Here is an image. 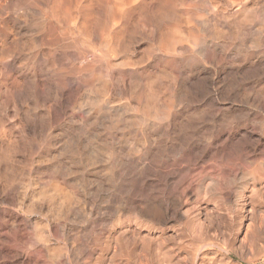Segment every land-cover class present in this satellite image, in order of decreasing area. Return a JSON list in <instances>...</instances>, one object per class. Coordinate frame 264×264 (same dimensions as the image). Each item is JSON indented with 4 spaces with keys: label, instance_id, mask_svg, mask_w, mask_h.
I'll return each instance as SVG.
<instances>
[{
    "label": "rangeland",
    "instance_id": "rangeland-1",
    "mask_svg": "<svg viewBox=\"0 0 264 264\" xmlns=\"http://www.w3.org/2000/svg\"><path fill=\"white\" fill-rule=\"evenodd\" d=\"M47 1L0 0V264H264V0Z\"/></svg>",
    "mask_w": 264,
    "mask_h": 264
},
{
    "label": "bare ground",
    "instance_id": "bare-ground-1",
    "mask_svg": "<svg viewBox=\"0 0 264 264\" xmlns=\"http://www.w3.org/2000/svg\"><path fill=\"white\" fill-rule=\"evenodd\" d=\"M37 1V0H36ZM47 1V0H46ZM57 1V0H56ZM101 1V0H100ZM130 0H128V2H129ZM132 1V0H131ZM148 1V0H147ZM154 1V0H153ZM162 1V0H161ZM237 1V0H236ZM244 1V0H243ZM48 2V1H47ZM66 2V1H65ZM120 2H121V0H120ZM33 3V2H32ZM59 3H62L63 4V2H61V1H59ZM67 3V2H66ZM134 3V2H133ZM136 3V2H135ZM157 3H159L158 2V0H157ZM246 3V2H245ZM156 4V3H155ZM161 4V3H160ZM208 4V3H207ZM18 5V4H17ZM50 5V4H49ZM128 5H130V4H127V7H128ZM133 5V4H132ZM47 6H48V4H47ZM59 6V5H58ZM95 6V5H94ZM108 6H110L109 4H108ZM121 6V5H120ZM156 6V5H155ZM200 6V5H199ZM204 6V5H203ZM12 7V6H11ZM114 7V6H113ZM116 7L118 8V6H116L115 5V9H116ZM123 6H121V8H122ZM153 7V6H152ZM194 7V6H193ZM201 7V6H200ZM230 7V6H229ZM3 8V7H2ZM1 8V9H2ZM60 8V7H59ZM62 8V7H61ZM95 8V7H94ZM106 8H107V6H106ZM121 8H119V9H121ZM175 8V7H174ZM248 8V7H247ZM0 9V10H1ZM63 9V8H62ZM113 9V8H112ZM133 9V8H132ZM251 9V8H250ZM258 9V8H257ZM49 10V9H48ZM122 10V9H121ZM186 10V9H185ZM201 10V9H200ZM2 11V10H1ZM59 11V10H58ZM62 11L63 10H61V13H62ZM66 11H68V10H66ZM94 11V10H93ZM111 11V10H110ZM113 11V10H112ZM116 12H118L117 10H115ZM115 11H114V13H115ZM144 12H145V10H143ZM165 11V10H164ZM258 11V10H257ZM95 12V11H94ZM25 13V12H24ZM59 13V12H58ZM93 13V12H92ZM119 13V12H118ZM246 13V12H245ZM42 13H40V15H41ZM95 14V13H94ZM147 14V13H146ZM149 14V13H148ZM182 14V13H181ZM225 14V13H224ZM238 14V13H237ZM247 14V13H246ZM60 15V14H59ZM66 15V14H65ZM68 15H70V12H68ZM68 15H66V16H68ZM73 15V14H72ZM115 15V14H114ZM169 15V14H168ZM222 15V14H221ZM244 15V14H243ZM250 15V14H249ZM38 16V15H37ZM151 16V15H150ZM174 16V15H173ZM253 16V15H252ZM260 16V15H259ZM21 17H22V15H21ZM59 17V16H58ZM68 17H71V16H68ZM96 17V16H95ZM109 17H110V15H109ZM116 17V16H115ZM139 17V16H138ZM210 17V16H209ZM92 18H94V16L92 17ZM118 18V17H117ZM145 18V17H144ZM158 18V17H157ZM212 18V17H211ZM214 18V17H213ZM2 19V18H1ZM38 19V18H37ZM60 19V18H59ZM116 18H114V20H115ZM164 19V18H163ZM226 19V18H225ZM224 19V20H225ZM243 19V18H242ZM257 19V18H256ZM260 19V18H259ZM49 20V19H48ZM62 20V19H61ZM69 20V19H68ZM72 20V19H71ZM150 20V19H149ZM222 20V19H221ZM245 20V19H244ZM34 21V20H33ZM117 21H118V19H117ZM179 21V20H178ZM203 21V20H202ZM213 21V20H212ZM230 21V20H229ZM41 22H42V20H41ZM43 22L45 23L46 21H44L43 20ZM85 22V21H84ZM103 22V21H102ZM200 22V21H199ZM96 23V22H95ZM119 22H117L116 24H118ZM139 23V22H138ZM247 23V22H246ZM63 24V23H62ZM67 23H65V25H66ZM92 24V23H91ZM161 24V23H160ZM230 24V23H229ZM250 24V23H249ZM97 25V24H96ZM100 25V24H99ZM135 25V24H134ZM162 25V24H161ZM208 25V24H207ZM217 25V24H216ZM50 26V25H49ZM48 26V27H49ZM92 26H93V24H92ZM137 26V25H136ZM174 26V25H173ZM188 26V25H187ZM239 26V25H238ZM36 27V26H35ZM40 27V26H39ZM217 27V26H216ZM97 28V27H96ZM110 28V27H109ZM167 28V27H166ZM208 28H210V27H208ZM251 28V27H250ZM93 29V28H92ZM241 29V28H240ZM56 30V29H55ZM103 30V29H102ZM125 30V29H124ZM130 30V29H129ZM221 30V29H220ZM234 30V29H233ZM246 30V29H245ZM4 31V30H3ZM173 31V30H172ZM176 31H178V30H176ZM202 31V30H201ZM211 31V30H210ZM226 31V30H225ZM235 31V30H234ZM50 32V31H49ZM124 32V31H123ZM174 32V31H173ZM179 32V31H178ZM217 32V31H216ZM243 32H244V35H245V31L243 30ZM56 33V32H55ZM66 33V32H65ZM93 33V32H92ZM199 33H200V31H199ZM218 33V32H217ZM237 34H238V32H236ZM241 33V32H240ZM248 33V32H247ZM102 34V33H101ZM123 34V33H122ZM175 34V33H174ZM180 34H181V32H180ZM186 34V33H185ZM195 34V33H194ZM237 34H236V37H237ZM100 35V34H99ZM146 35V34H145ZM228 35V34H227ZM233 35V34H232ZM96 36V35H95ZM176 36H178V35H176ZM182 36V35H181ZM224 36V35H223ZM235 36V35H234ZM192 37V36H191ZM239 37V36H238ZM68 38V37H67ZM66 38V39H67ZM105 38H106V36H105ZM122 38V37H121ZM181 38V37H180ZM195 38V37H194ZM240 38H242V37H239V39ZM238 39V38H237ZM238 39V40H239ZM245 39V38H244ZM54 40V39H53ZM106 40V39H105ZM130 40V39H129ZM173 40V39H172ZM178 40V39H177ZM1 41V40H0ZM191 41V40H190ZM194 41V40H193ZM18 42V41H17ZM123 42V41H122ZM173 42V41H172ZM238 42V41H237ZM167 43V42H166ZM193 43V42H192ZM199 43V42H198ZM178 44V43H177ZM182 44V43H181ZM71 45V44H70ZM179 45V44H178ZM177 45V46H178ZM53 46V45H52ZM76 46V45H75ZM78 46V45H77ZM86 46V45H85ZM179 46H181V45H179ZM178 46V48H180V51H181V47H183V46H181V47H179ZM204 46V45H203ZM206 46V45H205ZM238 46V45H237ZM233 47V46H232ZM51 48V47H50ZM83 48V47H82ZM187 48V47H186ZM229 48V47H228ZM215 49V48H214ZM257 49V48H256ZM90 50H93V49H90ZM192 50H193V48H192ZM200 50V49H199ZM26 51V50H25ZM96 51V50H95ZM204 51V50H203ZM222 51V50H221ZM0 52H2V51H0ZM94 52V51H93ZM175 52V51H174ZM177 52V51H176ZM187 52V51H186ZM194 52V51H193ZM212 52V51H211ZM103 53V52H102ZM170 53V52H169ZM182 53H183V51H182ZM204 53V52H203ZM237 53V52H236ZM10 54V53H9ZM88 54H89V52H88ZM171 54V53H170ZM175 54V53H174ZM173 54V55H174ZM177 54V53H176ZM186 54V53H185ZM209 54V53H208ZM231 54V53H230ZM4 55V54H3ZM37 55V54H36ZM114 55V54H113ZM183 55V54H182ZM235 55V54H234ZM8 56V55H7ZM99 56H101L100 54H99ZM165 56V55H164ZM194 56V55H193ZM207 56V55H206ZM10 57V56H9ZM202 57H203V55H202ZM114 58V57H113ZM170 58V57H169ZM192 58V57H191ZM211 58V57H210ZM213 58V57H212ZM233 58V57H232ZM93 59H94V57H93ZM167 59V58H166ZM205 59V58H204ZM229 59V58H228ZM262 59V58H261ZM96 60V59H95ZM142 60V59H141ZM140 60V61H141ZM164 60V59H163ZM170 60V59H169ZM186 60V59H185ZM252 60V59H251ZM258 60V59H257ZM7 61V60H6ZM9 61V60H8ZM93 61V60H92ZM91 61V62H92ZM97 61V60H96ZM175 61V60H174ZM210 61V60H209ZM254 61V60H253ZM259 61V60H258ZM135 62V61H134ZM166 62V61H165ZM172 62V61H171ZM178 62V61H177ZM180 62V61H179ZM184 62H186V61H184ZM183 62V66L181 67L182 69H180V67L179 68H176L177 69V74L175 73V75L174 76H176V80L177 81H179L180 82V84H182V86L184 85V87H186V88H188V87H190V89H193V88H191V87H193L194 85H196L195 83H196V79H198L199 78V76L201 75V73H200V68L198 69L199 70V72H197V70L196 71H194V68H187L186 66H185V63ZM191 62V61H190ZM189 62V63H190ZM207 62V61H206ZM236 62V61H235ZM239 62V61H238ZM255 62V61H254ZM7 63V62H6ZM94 63V62H93ZM121 63V62H120ZM193 63V62H192ZM191 63V64H192ZM256 63V62H255ZM119 64V63H118ZM129 64V63H128ZM180 64V63H179ZM199 64V63H198ZM198 64H195V65H197L198 66ZM238 64V63H237ZM257 64V63H256ZM193 65V64H192ZM242 65V64H241ZM253 65V64H252ZM264 65V64H263ZM104 66V65H103ZM116 66V65H115ZM163 66V65H162ZM171 66V65H170ZM178 66V65H177ZM249 66V65H248ZM15 67V66H14ZM102 67V66H101ZM231 67V66H230ZM256 67V66H255ZM260 67V66H259ZM259 67H257V68H259ZM89 68H91V67H89ZM111 68V67H110ZM198 68V67H197ZM202 68V67H201ZM241 68H242V66H241ZM247 68V67H246ZM76 69V68H75ZM74 69V70H75ZM98 69V68H97ZM115 69V68H114ZM174 70H175V68H173ZM203 69V68H202ZM245 69V68H244ZM243 69V70H244ZM251 69H252V67H251ZM255 69V68H254ZM206 70V69H205ZM235 70V69H234ZM250 69H248V73H250V71H249ZM256 70V69H255ZM259 70V69H258ZM167 71V70H166ZM169 71V70H168ZM226 71V70H225ZM230 71V70H229ZM228 71V72H229ZM245 71V70H244ZM61 72H63V71H61ZM102 72L103 73H105V75L106 76H111L112 75V73H111V70L109 69V67L107 68V67H104V68H102ZM171 72V71H170ZM194 72H197V73H194ZM209 72V71H208ZM223 72H224V70H223ZM247 72V71H246ZM78 73H79V71H78ZM232 73V72H231ZM72 74V73H71ZM70 74V75H71ZM162 74V73H161ZM160 74V75H161ZM240 74V73H239ZM74 75V74H73ZM159 75V74H158ZM157 75V76H158ZM164 75H166L165 73H164ZM169 74H167V76H168ZM231 75V74H230ZM229 74H228V76L229 77H231ZM233 75H234V73H233ZM232 75V76H233ZM241 75H243V74H241ZM246 75V74H245ZM25 76V75H24ZM154 76V75H153ZM218 76V75H217ZM225 76V75H224ZM236 76V75H235ZM238 76V75H237ZM159 77V76H158ZM161 77H163V76H161ZM172 77V76H171ZM206 77V76H205ZM212 77V76H211ZM227 77V76H226ZM225 77V78H226ZM240 77H242V76H240ZM251 77V76H250ZM58 78V77H57ZM63 78V77H62ZM121 78V77H120ZM157 78V77H156ZM156 78H155V80H156ZM228 78V77H227ZM226 78V79H227ZM123 79V78H122ZM154 79V78H153ZM167 79V78H166ZM205 79V78H204ZM203 79V80H204ZM229 79V78H228ZM79 80V79H78ZM157 80H158V78H157ZM172 80H173V78H172ZM206 80V79H205ZM230 80V79H229ZM237 80H240V78H238ZM134 81V80H133ZM228 81V80H227ZM235 81H236V79H235ZM66 82V81H65ZM65 82H64V84H65ZM135 82V81H134ZM152 82H153V80H152ZM157 82V81H156ZM161 82H163V81H161ZM205 82V81H204ZM226 82V81H225ZM232 82V81H231ZM240 82H242L241 80H240ZM151 82H149V84H150ZM164 83V82H163ZM163 83H161V87H163L164 85H162ZM219 83V82H218ZM233 83V82H232ZM232 83H230V84H232ZM63 84V85H64ZM67 84V83H66ZM169 84V83H168ZM222 84V83H221ZM228 84V83H227ZM250 84V83H249ZM69 87L71 86V87H74V86H76V88L74 87L73 89H77V85L79 86V85H82L81 84V81H80V83L76 80V79H73V80H71V79H69L68 80V84H67ZM111 85V84H110ZM175 85V84H174ZM87 86V85H86ZM91 86V85H90ZM146 86V85H145ZM171 86V85H170ZM181 86V87H182ZM211 86V85H210ZM217 86H219V85H217ZM231 86V85H230ZM233 86V85H232ZM62 87V86H61ZM81 87V86H80ZM96 87V86H95ZM99 87V86H98ZM148 87H150V86H148ZM147 86H146V88H148ZM183 87V88H184ZM221 87V86H220ZM247 87V86H246ZM84 88H85V86H84ZM120 88V87H119ZM159 88V87H158ZM206 88V87H205ZM229 88V87H228ZM149 89H152V88H149ZM148 89V90H149ZM157 89V88H156ZM167 89H168V87H167ZM182 89V88H181ZM250 89V88H249ZM248 89V90H249ZM12 90V89H11ZM72 90V89H71ZM96 90V89H95ZM147 89H145V91H146ZM147 90V92H149ZM185 90V89H184ZM199 91V90H198ZM231 91V90H230ZM243 91V90H242ZM245 91H247V90H245ZM250 91V90H249ZM147 92H145V93H147ZM154 92H155V90H154ZM238 92V91H237ZM161 93V92H160ZM159 93V94H160ZM201 93V91L199 92V94ZM211 93V92H210ZM225 93V92H224ZM241 93V92H240ZM175 94V93H174ZM235 94V93H234ZM249 94H251V93H249ZM248 94V95H249ZM91 95V94H90ZM172 95V94H171ZM194 95V94H193ZM224 95V94H223ZM254 95V94H253ZM123 96V95H122ZM157 96V95H156ZM214 96H215V93H214ZM229 96V95H228ZM232 96V95H231ZM258 96V95H257ZM181 97V96H180ZM195 97H196V95H195ZM235 97V96H234ZM244 97H246V96H244ZM152 98H153V100L155 99V97H154V95L152 96ZM242 98V97H241ZM254 98V97H253ZM260 98H261V96H260ZM132 99V98H131ZM213 99V98H212ZM232 100L234 99V98H231ZM240 99V98H239ZM144 100V99H143ZM244 100H247V99H244ZM243 100V102L245 103V101ZM262 100V99H261ZM178 101V100H177ZM187 101V100H186ZM226 101V100H225ZM239 101V100H238ZM249 101V100H248ZM256 101V100H255ZM149 102V101H148ZM240 102L242 103V101L240 100ZM102 103V102H101ZM132 103V102H131ZM146 103V102H145ZM152 102H150V104H151ZM208 103H210V105H211V102H208ZM208 103H206V104H208ZM229 103V102H228ZM172 104V103H171ZM230 104V103H229ZM234 104V103H233ZM246 104H248V103H246ZM148 105V104H147ZM152 105V104H151ZM153 106V105H152ZM155 106H156V104H155ZM165 106V105H164ZM177 106V105H176ZM244 106V105H243ZM248 106V105H247ZM172 107V106H171ZM207 107H208V105H207ZM233 107V106H232ZM242 107V106H241ZM264 107V106H263ZM152 108V107H151ZM214 108H215V106H214ZM235 108V107H234ZM247 108V107H246ZM231 109V108H230ZM236 109V108H235ZM239 109V108H238ZM244 109V108H243ZM216 110V109H215ZM220 110V109H219ZM55 111V110H54ZM57 111V110H56ZM141 111V110H140ZM150 111V110H149ZM218 111V110H217ZM213 112V111H212ZM228 112V111H227ZM231 112V111H230ZM246 112V111H245ZM152 113V112H151ZM174 114V113H173ZM172 114V112H171V110H169L168 109V112L167 111H161V112H156V111H153V114H151V116L153 117V118H155V119H166V118H174V116L175 115H173ZM83 115V114H82ZM180 115V114H179ZM212 115V114H211ZM210 115V116H211ZM214 115H215V112H214ZM84 116V115H83ZM149 116V115H148ZM205 116V115H204ZM227 116V115H226ZM230 116V115H229ZM236 115H234V118H237V116L235 117ZM244 116V115H243ZM247 116V115H246ZM233 117V116H232ZM239 117V116H238ZM240 117H241V115H240ZM251 117V116H250ZM256 117V116H255ZM191 118V117H190ZM234 118H231V119H234ZM242 118V117H241ZM193 119V118H192ZM229 119V118H228ZM230 119V120H231ZM230 120H228V121H230ZM142 121V120H141ZM80 123V122H79ZM161 123V122H160ZM187 124V123H186ZM72 129V128H71ZM185 130V129H184ZM139 131V130H138ZM129 134V133H128ZM239 134V133H238ZM139 135V134H138ZM233 137V136H232ZM157 140V139H156ZM92 144V143H91ZM90 145V144H89ZM106 146V145H105ZM160 150V149H159ZM238 150V149H237ZM2 152V151H1ZM131 153V152H130ZM235 155V154H234ZM191 157V156H190ZM186 159V158H185ZM118 164V163H117ZM126 164V163H125ZM131 165V164H130ZM180 166V165H179ZM220 166V165H219ZM119 171H120V169H119ZM234 171V170H233ZM182 172V171H181ZM210 172V171H209ZM259 172V171H258ZM125 173V172H124ZM249 173V172H248ZM264 173V172H263ZM252 175V174H251ZM5 176V175H4ZM203 176V175H202ZM225 176V175H224ZM165 178V177H164ZM226 178V177H225ZM197 179V178H196ZM139 180V179H138ZM225 180V179H224ZM230 181V180H229ZM218 185V184H217ZM230 185V184H229ZM129 186V185H128ZM149 188V187H148ZM221 189V188H220ZM198 190V189H197ZM213 191V190H212ZM256 191V190H255ZM259 191V190H258ZM152 192V191H151ZM150 192V193H151ZM134 193V192H133ZM141 193V192H140ZM164 195V194H163ZM145 196V195H144ZM155 197V196H154ZM212 198V197H211ZM146 199H147V197H146ZM164 200V199H163ZM144 201V200H143ZM152 206V205H151ZM131 208V207H130ZM163 209V208H162ZM139 210V209H138ZM145 212V211H144ZM149 212V211H148ZM163 212V211H162ZM147 214V213H146ZM136 217V216H135ZM155 217V216H154ZM139 218V217H138ZM165 220V219H164ZM155 222V221H154ZM12 230V229H11ZM40 237V236H39ZM41 242V241H40Z\"/></svg>",
    "mask_w": 264,
    "mask_h": 264
}]
</instances>
